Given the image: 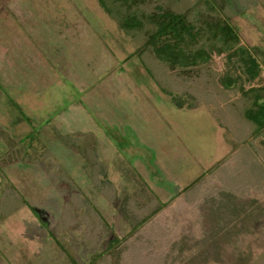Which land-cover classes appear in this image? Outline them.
Wrapping results in <instances>:
<instances>
[{
	"label": "rangeland",
	"instance_id": "1",
	"mask_svg": "<svg viewBox=\"0 0 264 264\" xmlns=\"http://www.w3.org/2000/svg\"><path fill=\"white\" fill-rule=\"evenodd\" d=\"M133 1L147 34L165 10L228 24L260 78L200 34L209 59L171 72L99 0H0V264H264V129L243 94L264 85V0ZM92 136L120 172L71 152Z\"/></svg>",
	"mask_w": 264,
	"mask_h": 264
},
{
	"label": "trees",
	"instance_id": "2",
	"mask_svg": "<svg viewBox=\"0 0 264 264\" xmlns=\"http://www.w3.org/2000/svg\"><path fill=\"white\" fill-rule=\"evenodd\" d=\"M99 1L104 10L112 18L117 20L120 28L128 30V33L135 30V32L140 33L144 31L147 46L155 52L162 65H164L171 72H175L177 67L187 68V70H189L188 68L194 69L199 65L200 61H206L209 59L208 51L205 48L201 47L199 49H194L196 41L198 40L197 35L200 34L201 39L205 35L210 36L209 43H213L212 47L214 48V51H220L218 43L223 41L222 44L227 46L225 51L230 52L227 55V62L229 63L231 69L236 68V72L240 70V73L238 72L236 75L239 79H244L249 83H252L260 78L261 70L256 57L242 47H231L233 39H237V36L228 24L218 26L214 24H204L200 30H195L193 24H190L183 14H179L171 10H165L157 17L158 22L154 23L156 25V29L152 31L150 30L147 34L145 31L146 28H142L144 23H141L138 20V17H135L134 11L132 12L129 10L130 7L136 6L133 0ZM233 64H236L235 67ZM231 79L232 76H229V78L226 79L228 82L225 83V91L232 90L231 88L233 85L231 86V84L234 83H232ZM227 84L229 86H227ZM243 94L245 95L246 100L250 101H248V106H250L244 110V120L248 121L252 125H255L258 130L264 129V85L251 86L248 90L243 89ZM228 96L230 100L233 98L231 95ZM174 104L178 108H183L182 105L176 104L175 102ZM221 109L222 110L219 112H222L223 114H228L229 112L236 113L234 107L232 109H229L228 107ZM73 146H75V143ZM91 165H87L86 169L88 171H93L94 168H98L101 171V169L104 168L102 165L98 167V162L97 165ZM60 170L65 173L64 169L60 168ZM96 174L97 172H93V176H96ZM194 184H197V182ZM110 185L112 186L110 181L107 180V188L105 189L112 190ZM191 187L192 186L188 189H191ZM99 190L102 191V189ZM94 210L95 209H93V211Z\"/></svg>",
	"mask_w": 264,
	"mask_h": 264
},
{
	"label": "crops",
	"instance_id": "3",
	"mask_svg": "<svg viewBox=\"0 0 264 264\" xmlns=\"http://www.w3.org/2000/svg\"><path fill=\"white\" fill-rule=\"evenodd\" d=\"M49 38H47V39H45L44 40V42H45V44L46 45H51V44H53L54 42H53V40L51 41V37L50 36H48ZM53 42V43H52ZM60 47V46H59ZM59 49V48H58ZM192 110H195V109H192ZM209 115H210V113H209ZM60 121L61 122H59L60 124H67L69 121L68 120H66L65 118H64V116H62V117H60ZM130 123V122H129ZM122 124V126L124 127V125H128V120H127V122L126 121H124L123 123H121ZM131 124V123H130ZM122 126H120L119 127V129H120V131L122 130ZM137 126H138V124H137ZM136 126V127H137ZM135 127V128H136ZM141 127V126H140ZM119 129H118V131H119ZM137 129V128H136ZM90 135V134H89ZM89 135H87V136H89ZM87 136H85V137H87ZM93 137V139H91V140H89V139H82V138H79V139H74V138H78V137H73V140H79L80 142H81V144H78V145H76L75 144V146H73L74 147V149H72L71 148V152L72 153H74V154H76V155H81V156H84V157H86V163H87V165H91V164H95V165H97V162H98V159L99 158H97V156H99V157H101L99 154L96 156V158H94V159H92L93 158V155L95 154V152L97 151V147H98V140H97V142L95 141V137L94 136H92ZM97 139V138H96ZM142 139V138H141ZM60 140H62V139H60ZM108 144V143H107ZM142 144V143H141ZM141 146H143L142 147V149H141V152H142V150L143 149H145L146 147H148V146H151V141H150V139H149V142L148 143H146V142H143V145H141ZM69 147V146H68ZM107 147V146H106ZM104 151H105V154H104V156L105 157H107L106 158V160H105V162H103V157H101L100 159V161H101V163H103V164H101L102 166L104 165V168L103 169H106L108 172H120L119 170H115V169H113V161H112V157H113V155L115 154V152L116 151H114V150H111V146H110V148H109V150H108V147H107V150L106 149H104ZM132 152H136V150H134L132 147L131 148H129V156H132L131 157V159H128V160H123V164L126 162V164H128L129 165V168L132 170H130V169H127V168H125L124 167V171L122 172V173H126V172H129L130 174H133V175H135V176H137V174H135L136 172L135 171H137V170H139V167L140 166H145V160H143V159H141V157L140 156H136V153H132ZM92 153V154H91ZM143 153V152H142ZM134 154V155H133ZM143 155H144V153H143ZM97 159V160H96ZM108 160V161H107ZM92 166V165H91ZM90 166V167H91ZM87 167V166H86ZM65 171H67V169L66 168H63ZM92 169V168H91ZM90 169V170H91ZM97 170H98V168H94V170H93V172H97ZM134 171V172H133ZM140 171V170H139ZM135 176H134V179L137 181V177L135 178ZM127 176L125 175V178H126ZM138 182V181H137ZM137 186V185H136ZM150 190H151V192H154V191H152V189L149 187V185L147 186ZM154 193H156V192H154Z\"/></svg>",
	"mask_w": 264,
	"mask_h": 264
}]
</instances>
